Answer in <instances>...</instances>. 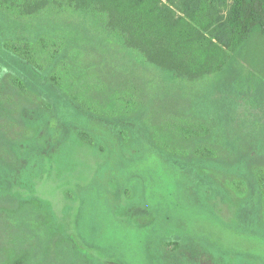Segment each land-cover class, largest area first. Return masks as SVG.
<instances>
[{"label":"rangeland","instance_id":"1","mask_svg":"<svg viewBox=\"0 0 264 264\" xmlns=\"http://www.w3.org/2000/svg\"><path fill=\"white\" fill-rule=\"evenodd\" d=\"M0 39L31 41L44 74L58 77L75 106L86 114L79 116L69 109L61 114L63 118L88 128L110 148L108 163L85 190L84 221L95 227L84 230L87 240L128 264H148L149 244L170 264H221L213 245L264 258V239L227 229L189 202L185 192L189 175L173 170L155 152L186 161L205 179L208 189L235 204H256L255 180L264 170L260 28L231 53L220 72L197 80L147 62L86 11L55 9L26 19L0 13ZM177 124L205 130L188 138ZM56 128V119L42 100L18 89L12 77L1 72L0 181L29 185L42 164L25 156L22 147L38 143L43 132ZM117 128L131 133L141 161L123 156ZM140 132L146 136L143 151L138 147ZM63 159L57 179L67 168ZM132 176H140L145 184L153 219L145 228L120 222L108 192L110 180L124 186ZM236 181L245 185L244 193ZM0 264L94 263L53 230L51 214L38 203L0 194Z\"/></svg>","mask_w":264,"mask_h":264},{"label":"trees","instance_id":"2","mask_svg":"<svg viewBox=\"0 0 264 264\" xmlns=\"http://www.w3.org/2000/svg\"><path fill=\"white\" fill-rule=\"evenodd\" d=\"M67 8L91 13L147 62L190 80L220 72L231 53L257 29L264 37V0H0V13L19 19ZM38 55L31 41L0 39V73H8L24 93L40 98L57 123L56 131L43 132L38 143L22 147L25 156L41 161V172L29 185L0 181V194L38 203L51 214L53 230L71 240L94 264H128L84 235L87 227L95 230L84 221L85 190L108 163L110 148L88 128H78L63 118L61 114L69 109L79 116L86 114L75 106L69 89L66 92L58 77L44 74ZM177 126L188 138L203 135L205 130L193 125ZM115 132L123 156L131 162L141 161L131 133L123 128ZM139 137L138 147L143 151L146 136L140 132ZM155 152L173 170L189 175L191 181L185 188L189 202H195L227 229L264 239L263 169L255 180L256 204L247 201L237 205L221 192L208 189L205 179L186 161L176 162ZM202 155L206 154L202 151ZM61 159L67 168L57 179ZM234 184L239 192H245L242 182ZM108 192L120 222L134 228L152 225L140 176H132L124 186L112 179ZM212 250L221 264H264V258L253 253L225 251L214 245ZM146 259L148 264H170L150 244Z\"/></svg>","mask_w":264,"mask_h":264}]
</instances>
